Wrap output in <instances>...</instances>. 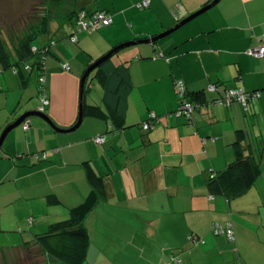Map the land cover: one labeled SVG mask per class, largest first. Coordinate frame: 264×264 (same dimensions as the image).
<instances>
[{
	"label": "crops",
	"instance_id": "0c3cea01",
	"mask_svg": "<svg viewBox=\"0 0 264 264\" xmlns=\"http://www.w3.org/2000/svg\"><path fill=\"white\" fill-rule=\"evenodd\" d=\"M47 1L63 3V20L51 22L50 4L40 8L46 32L37 38L57 41L47 60L49 105L42 113L68 130L78 121L81 80L90 66L124 43L169 31L213 0H150L144 10L135 7L143 0ZM80 10L110 13L113 24L73 43ZM258 46H264V0H220L208 15L155 43L127 46L93 70L76 130L60 132L32 117L29 130L22 123L11 131L0 147V232L13 238L0 235V254L43 252L35 235L86 202L95 173L106 181L107 198L85 219V264H162L171 254L181 264H264V58L248 54ZM32 77L11 78L18 105L10 106L0 85V137L25 113L39 111ZM178 79L190 93L205 90L207 102L191 122L172 115ZM213 84L221 93L207 91ZM97 87L95 98L90 92ZM234 87L262 97L248 108L212 103ZM149 113L158 122L147 131L141 123ZM101 135L104 145L94 142ZM237 143L258 177L245 194L227 199L210 188L209 176L235 161ZM43 153L46 160L36 158ZM217 221L233 223L235 244L211 234ZM192 234L205 244L191 243Z\"/></svg>",
	"mask_w": 264,
	"mask_h": 264
},
{
	"label": "trees",
	"instance_id": "16d2710c",
	"mask_svg": "<svg viewBox=\"0 0 264 264\" xmlns=\"http://www.w3.org/2000/svg\"><path fill=\"white\" fill-rule=\"evenodd\" d=\"M148 7L139 9V10H144V9H147ZM81 11H86V10H80L77 13L75 17L76 18L75 23H74L75 25L77 23V18ZM86 12L90 14L88 11ZM174 12L175 11H172V13ZM75 25H74V30H75ZM74 30L71 33V35L74 33ZM100 30L101 29H99L98 31ZM88 34H93V33H88ZM71 35L69 36V39ZM56 42L57 41L55 39H51L49 42L44 43L36 37L29 38L21 44L19 49L12 50L11 48H8L5 42L2 41L0 38V71L11 69L12 73L15 76H20V77L21 76L23 77L26 75H29L31 77L32 75L36 74L35 77H36V82H37V90L39 93V98L45 95L49 100V97L47 95V86H46L47 85L46 84V65H47L48 56L51 53L50 48L51 46H53V44H56ZM34 47H37V51H33ZM27 65H30V67L32 66V68L27 69L26 68ZM110 79L107 78L106 80H110ZM42 80H44V82H42ZM176 81H175V90H176L178 105L175 111H173L172 115L175 116L174 113L177 111L181 102H183V100L186 99L190 103L198 105V107L194 111L191 120L186 118L185 116L178 117V118H184L188 122H191L193 120L195 113L198 111V109L202 105L206 104L207 102L205 90L190 93L185 85V82L182 80L184 83L186 95L183 99H181L180 93L176 87ZM122 82H120V84H122ZM126 85L128 86V89H130V82H127ZM210 86H215L216 90L210 91L209 90ZM210 86L207 89L208 92L221 93L220 92L221 89L218 85L213 84ZM231 89H237V87L226 88L224 92L221 94V96L213 100L212 103L219 104L218 102L224 100L227 95V92ZM239 89H242V88H239ZM249 92H256V91H249ZM259 92H261V97H262V91H259ZM234 103H239V102L234 101L231 105H233ZM41 105L42 104H40V107ZM248 106L247 107L243 106V107L248 108ZM47 108L48 106L45 108V111ZM150 114L151 113H149V115ZM149 115L145 121L149 119ZM143 123H141V128H142ZM108 128L110 129L111 127H108ZM104 143L102 145H104ZM235 149H236L235 161L231 165H229L226 170L218 174L213 173L212 174L214 176L213 179H211L210 178L211 176H209V183H210V186H212L210 188L219 192L227 199H235L245 194L251 187H253L258 177L254 162L250 159L249 156L245 155V152L241 148V145L239 143L235 145ZM43 154L38 155V157L36 158L44 159ZM46 159H47V156H46ZM90 182L93 186V190L85 203L79 205L76 208H73L67 219L52 223L49 225L48 230L46 232L35 235L36 243L43 250V252L47 254L49 257H52L56 259L57 261L61 262L62 264H85V261L87 258V251L90 245V237L85 227V219L94 210L95 206L98 204L100 200L107 198L106 181L104 177L97 176L95 173L93 174L91 173ZM216 226L221 228L218 233H217L218 227ZM210 232L215 237L226 238L227 241L232 244H235L236 242V232H235L234 225L231 221H226V222L217 221V222L212 223L210 226ZM188 238L191 243H194L197 245L198 244L203 245L206 242L203 237H200L196 234H192ZM181 262H182V259L179 255L171 254L164 262H162V264H166V263L167 264H181Z\"/></svg>",
	"mask_w": 264,
	"mask_h": 264
},
{
	"label": "rangeland",
	"instance_id": "374dc122",
	"mask_svg": "<svg viewBox=\"0 0 264 264\" xmlns=\"http://www.w3.org/2000/svg\"><path fill=\"white\" fill-rule=\"evenodd\" d=\"M46 1V2H45ZM58 3V2H56ZM48 3L47 0H0V38L2 41L5 42L8 48L19 49L21 44L29 38H37V36L43 35L45 33V25L44 24V17L45 15L42 14V10L40 8H45ZM62 2L55 5V2L50 4L52 7L51 12H53L49 17L51 22L59 23L63 20L62 16ZM217 6V5H216ZM213 7L211 10H208L200 17L208 15V13L212 12ZM37 8V9H36ZM201 9V8H200ZM198 9V10H200ZM197 10V11H198ZM55 11V12H54ZM195 11V12H197ZM194 12V13H195ZM196 19H199L196 18ZM195 19V20H196ZM68 28V26H66ZM88 34V33H86ZM68 39V37H67ZM70 40V39H69ZM66 40L59 41V44L65 42ZM74 45V44H72ZM75 48H79L78 45L74 46ZM51 54V53H50ZM49 54V55H50ZM49 57V56H48ZM61 62V61H58ZM33 76V77H32ZM32 79L30 81V86H34L37 90V82L35 80L36 74L32 75ZM11 78L15 79L16 76L12 74L11 69H7L4 71H0V85L3 88V92L1 94L7 92L9 94L10 99V106L13 104L18 105L20 97L13 101L16 90L11 86ZM95 83V81H94ZM96 82V86H99ZM99 94L100 90L98 87L91 91L90 94H94L95 98H98L96 95ZM89 93V92H88ZM87 94V93H86ZM87 97V96H86ZM13 101V102H12ZM36 102H38V98L35 97ZM35 104V103H34ZM33 104V106H34ZM34 119V118H33ZM2 237L6 235L9 238H13V234H6L4 232H0ZM5 241V238H2ZM3 241V243H4ZM5 244V243H4ZM5 247V246H4ZM9 247V246H6ZM5 247V249H7ZM4 249V250H5ZM56 260V259H55ZM49 259V256L41 251H32L27 255H1L0 254V264H57V260ZM59 262V261H58ZM61 263V262H59ZM62 264V263H61ZM86 264H88L86 262Z\"/></svg>",
	"mask_w": 264,
	"mask_h": 264
},
{
	"label": "built area",
	"instance_id": "2783aa9c",
	"mask_svg": "<svg viewBox=\"0 0 264 264\" xmlns=\"http://www.w3.org/2000/svg\"><path fill=\"white\" fill-rule=\"evenodd\" d=\"M150 4V0H144L138 4L135 5L137 9H143L148 7ZM175 13V12H174ZM176 16V13L174 14ZM113 23V17L109 13L105 11H99L94 14H88L86 11H81L78 18H77V23L75 25V30L74 33L71 35L70 40L73 43H76L78 41V35L82 33H94L98 31L99 29H103L106 27L111 26ZM49 49V47H48ZM33 51H37V47L33 48ZM248 54L255 57V58H264V46H258L255 48H252L248 51ZM27 69H31L32 66L30 65L26 66ZM64 69L66 71L70 70V67L68 65H64ZM44 82V80H42ZM176 87L180 93L181 99L185 97V88H184V83L182 80L176 81ZM210 91L216 90L215 86H210L209 87ZM261 98V92L256 91V92H249L245 91L243 89H231L227 92V95L224 100L219 101L218 103L223 106H230L234 101H237L241 103L243 106L247 107L250 102H253L255 100H258ZM41 107L39 108L40 112H44L45 108L49 105V100L48 98L43 95L41 98ZM198 105L192 104L186 99L181 102L180 106L178 107L177 111L174 113L175 117H182L185 116L188 119H192V115ZM158 122V117L154 114L151 113L149 115V119L145 121L142 124V128L144 130H153L155 127V124ZM31 127L30 121L26 120L23 123V128L24 130H29ZM106 138L105 136H98L94 139V142L98 145H102L105 142ZM38 157V155H36ZM44 159H46V155L43 154ZM211 179L214 178L213 175H210ZM218 227V226H216ZM220 227L217 229V233L220 231ZM167 264V263H166Z\"/></svg>",
	"mask_w": 264,
	"mask_h": 264
},
{
	"label": "water",
	"instance_id": "95a60500",
	"mask_svg": "<svg viewBox=\"0 0 264 264\" xmlns=\"http://www.w3.org/2000/svg\"><path fill=\"white\" fill-rule=\"evenodd\" d=\"M219 1L220 0H213L210 4H208L205 7L201 8L197 12L191 14L189 17H187L184 20H182L181 22H179L175 27H173L172 29H170L169 31H166L165 33H163L161 35H158V36L150 38V39L138 40V41H133V42H129V43H124V44L116 47L110 53H108L105 57H103L102 59H100L99 61L94 63L92 66H90L87 69V71L85 72V74H84V76L82 77V80H81L79 118H78L77 123L71 129H68V130L59 129L56 125H54V123L50 120V118L46 114H44V113H42L40 111L28 112V113H25L24 115H22L16 122H14L13 124L9 125L5 129V131L2 133V135L0 137V147L2 146L4 140L6 139V137L8 136V134L11 131H13L14 129L18 128L19 126H21L22 123H24L26 120H29L32 117H40V118L44 119L45 121H47V123H49V125H51L52 128L57 129L60 132H71V131L76 130L81 125V123L83 121L84 113H85V82H86L87 77L89 76V74L93 70H95L98 66H100L102 63H104L106 60L110 59L116 52H118L119 50H121V49H123V48H125L127 46L136 45V44L155 43V42L159 41L160 39L170 35L171 33L175 32L176 30L180 29L181 27H183L187 23L191 22L192 20L196 19L197 17L201 16L202 14H204L205 12H207L208 10H210L211 8L216 6L219 3Z\"/></svg>",
	"mask_w": 264,
	"mask_h": 264
}]
</instances>
